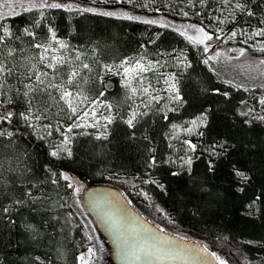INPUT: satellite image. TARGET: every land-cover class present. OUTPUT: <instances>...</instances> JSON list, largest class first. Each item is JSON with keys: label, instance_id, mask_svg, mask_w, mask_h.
<instances>
[{"label": "trees", "instance_id": "trees-1", "mask_svg": "<svg viewBox=\"0 0 264 264\" xmlns=\"http://www.w3.org/2000/svg\"><path fill=\"white\" fill-rule=\"evenodd\" d=\"M59 2L114 15L47 8L25 11V7H31L30 0H0V25L21 33L29 27L37 34L35 42L50 44L47 55L61 56L67 62L60 66L61 76L39 62L42 49L23 45L26 55L34 58L35 71L48 73L43 78L45 84L66 81L76 69L80 75L75 84L65 87L73 92L77 115L99 99L111 106L112 123L107 121L100 135L74 128L69 134L74 155L61 154V158L47 155L50 144L62 139L59 133L47 137L39 126L35 132L22 129L25 134L20 143L33 153L29 162L31 179L10 188L7 183L0 185V264H35V257L44 264H79L77 255L88 244L95 250L93 264H113L108 241L82 202V192L88 185L118 189L149 222L203 245L226 264H264V121L258 119L264 116V64L260 63L264 51L259 50L264 37L249 39L253 30L264 28L260 23L264 7L256 8L254 0H249L256 15L237 12L233 19V7H225L221 0ZM126 15L139 19L129 20ZM37 19L41 26L32 28ZM191 25L203 27L213 39L201 44L189 41L187 36H197ZM49 27L66 48L51 40ZM234 30L237 35L232 38ZM241 49L245 51L243 56ZM139 54L155 63L154 70L173 74L181 101L160 95L159 102L144 97L136 103L129 99L120 75L105 72L106 65L114 71L115 66ZM209 56L213 59L205 64ZM83 64H88L91 71L83 69ZM154 70L145 74L148 82L157 77ZM20 71L27 74V68ZM11 83L17 85L15 79ZM18 87L21 93L25 91L23 84ZM53 95L58 97L59 92L53 91ZM16 107L24 110L22 95L17 97ZM206 109L207 120L191 134L186 132V126ZM51 111L60 113L51 120L54 126L57 120L72 124L77 117H65V113H71L63 102ZM133 111L138 116L130 129L125 121ZM105 133L107 139H96ZM133 133L135 139H130ZM41 135L45 140L39 139ZM185 140L197 145L194 152L188 150ZM225 141L229 146L223 151L217 148L219 155H212L213 146ZM189 156L192 164H182V159ZM153 157L157 163L149 167ZM209 162L215 165V171H209ZM10 164L15 167L14 160H6L4 168ZM46 164L72 177L73 188H68L69 181L59 178L52 184V177L44 169ZM233 166L246 171L251 179L240 180L233 174ZM33 183L37 187L32 188ZM29 189L33 196L42 198L33 203L24 195ZM258 196L262 199L249 207ZM17 198L25 202L14 203ZM5 207L10 209L7 214L3 212Z\"/></svg>", "mask_w": 264, "mask_h": 264}, {"label": "snow or ice", "instance_id": "snow-or-ice-1", "mask_svg": "<svg viewBox=\"0 0 264 264\" xmlns=\"http://www.w3.org/2000/svg\"><path fill=\"white\" fill-rule=\"evenodd\" d=\"M117 3L121 2V0H116ZM31 7H25V11H31L33 9H64L66 11H80V12H93L96 13V9L93 8H83L80 9L78 6H74L71 3L64 4L59 2V0H39V3H35L34 0H30ZM203 3V0H201ZM221 3L224 4L225 7L232 6L233 11L230 13V16L235 18L237 12L239 13H247V16L252 17L256 15L254 8L249 7V0H221ZM255 7H264V0H254ZM99 15L111 16L114 15L112 12H99L96 13ZM187 16V13H184ZM43 11L40 12L41 19L43 18ZM126 19H139L138 17H133L130 15L125 16ZM143 23L153 24L156 21L153 20H143ZM224 20H221L220 23H224ZM261 24H264V20L260 21ZM41 26V20L37 19L34 21L32 28H39ZM193 29V31L197 34L196 37L187 36V39L193 43L201 44L205 43V41H211L213 39L212 35H209L205 32L203 27H198L196 25L189 26ZM245 34H247L246 29H242ZM48 32L51 34V40L56 44H59L60 48H66L67 45L57 40L56 33L52 27L48 28ZM181 35L186 36V32H181ZM237 35V31H232L230 37L234 38ZM253 36L264 37V28H258L251 32L249 39ZM24 37L30 38V40L25 41ZM219 39V36L216 37ZM37 41V34L35 31L30 30L29 27H25L23 32H13L9 28L0 25V185L7 183L10 187L22 185L27 181H30L31 177L29 173L32 172V166L29 163L33 160V153L29 152L26 147L22 146L20 143V138L25 134L22 129L28 128L32 129L33 132L36 131L39 126L42 128L47 137H53L54 133H59L62 137L59 143H51L50 150L47 152V155L52 158H61V154H66L67 157H72L74 155L72 145V138L69 135L74 128L82 127L81 123L74 122L72 124H61L59 120H57V125L54 126L51 122L52 119H55L60 113H53L51 109L53 107H60L61 102L67 106V109L70 111L71 115H67L65 113V117L69 120H72L73 117L77 116L78 107L75 104L73 99V92L69 91L65 84L74 85L75 78L80 75L79 71L73 69L67 76L66 81H49L45 84L44 77L48 76L47 72L44 71H35L36 64L32 63L33 57H29L26 55V50L24 48V44L27 43L29 48L42 49V54L39 56V62L48 69H52L53 72L57 76H61L60 66L65 65L67 62L61 56L51 55L50 57L47 55L51 50V45L46 44L43 41ZM244 42V41H242ZM260 51H264V46L259 48ZM208 51V46L205 47V52ZM245 54L244 49L240 50V55L243 56ZM219 56V53H217ZM77 60L80 59L79 56L76 57ZM143 59V58H142ZM213 57L209 56L208 59L204 61L205 64L208 63L209 60H212ZM260 63L264 64V60H261ZM129 65L128 61H123L121 64L115 66L117 69L123 70L124 76V86L130 91L131 96H135L137 94V88L132 86L133 79L137 78L140 73L147 72L151 70L154 65L151 63L148 65L142 64L140 61H137L134 66H126ZM83 69H88L91 71L90 66L88 64L82 65ZM22 68H27V74L20 71ZM105 72H112L114 75L118 74L113 71L112 66H105ZM23 77V79H22ZM34 78V83L33 81ZM15 79L17 81V85H13L11 81ZM174 79V78H172ZM27 80L29 83H25ZM101 82H103V78L101 77ZM166 82L169 83V90L174 93L171 96L173 101H181L182 97L179 95V92L176 88V83L170 82L166 78ZM19 84H23L25 91L22 93L18 87ZM142 87L139 89L145 96L150 95V85L143 86V82H141ZM49 89L59 92V96H54L53 91H49ZM218 92V90H216ZM23 96L25 101V108L23 111H18L16 107V99L18 96ZM100 96L104 95V92L99 93ZM129 97V99L131 98ZM6 98V99H5ZM85 100L87 97L84 98ZM155 100L159 102L158 96H150V101ZM264 103V101H261ZM95 103V102H94ZM111 107V106H106ZM172 109H169L171 111ZM63 108H60V112H63ZM207 112L208 110H204L196 120L191 121L193 127L187 129L189 134L192 133L193 128L198 125V123L205 122L207 120ZM90 115L89 112H84L83 117L80 119L83 120ZM91 115H95L91 113ZM146 115V113H144ZM245 115H247L245 113ZM138 113L133 111L130 117L125 121L127 126L131 129L135 127V121L137 119ZM64 117H61L63 119ZM168 119L167 116L164 117ZM108 123L111 124L112 120L110 118H106ZM261 121H264V116L258 117ZM43 121H48L47 123H43ZM98 123V122H97ZM244 123H248L247 120ZM7 125V127H5ZM202 134V133H201ZM107 139V134H102V136H97L96 139ZM40 140H45V136L41 135L39 137ZM130 139H135V133H133ZM145 139H147L145 137ZM184 144L187 145L188 150L195 151L197 145L193 144L190 140H185ZM228 143L225 141L223 143L214 145L211 151V154L214 156H218L219 153L216 149H220L221 151L225 150L228 147ZM235 147V145H232ZM15 161V167H12L11 164L7 169L4 168V161ZM157 161L155 157L149 163V167L156 165ZM182 164L190 166L192 164V158L189 156L186 159H182ZM234 167L233 174L238 177L242 181H249L251 178L247 174L246 171H242L239 168ZM44 169L47 173L52 177V184H57L58 179H62L64 181H69L68 188H73V184L71 183L72 177H70L65 172H56L50 167L48 164L44 166ZM209 171H215V165L212 162L208 164ZM5 172H8L9 175L5 176ZM171 175L177 176L178 172H172ZM32 188L37 187L35 183L31 185ZM163 187V185H160ZM243 188H239V191H243ZM75 191H79V189H75ZM25 196L31 198L34 203L36 200L41 199V196H33L31 190L29 189L24 193ZM262 197H256L249 207H252L256 204L257 201L261 200ZM16 204L24 203L25 201L17 198L13 201ZM10 209L5 207L3 208V212L5 214L9 213ZM14 223V221H13ZM31 228L32 226H27ZM91 239V238H89ZM201 252L208 253V249L205 247L203 249L193 248L191 250L185 251L183 254L194 258L197 261V264H208L207 256L201 255ZM133 255H135L133 253ZM148 255H152V253H148ZM211 257L217 262V264H226V261L222 259L215 252L210 253ZM95 258V250L93 247H88L87 251L81 253L77 260L79 264H91V261ZM138 259L139 256H136ZM35 264H44V261L41 260L40 257H35Z\"/></svg>", "mask_w": 264, "mask_h": 264}, {"label": "water", "instance_id": "water-1", "mask_svg": "<svg viewBox=\"0 0 264 264\" xmlns=\"http://www.w3.org/2000/svg\"><path fill=\"white\" fill-rule=\"evenodd\" d=\"M82 202L108 241L113 264H197L194 258L183 253L205 248L149 222L116 188L88 185L82 192ZM210 253L208 250L201 255L207 256L208 264H217Z\"/></svg>", "mask_w": 264, "mask_h": 264}, {"label": "rangeland", "instance_id": "rangeland-1", "mask_svg": "<svg viewBox=\"0 0 264 264\" xmlns=\"http://www.w3.org/2000/svg\"><path fill=\"white\" fill-rule=\"evenodd\" d=\"M125 61L129 62V65H126V66H134L137 61H140L142 64H145V65H148L151 63L155 67V63L149 59H146L142 54L130 57V58L126 59ZM154 67L149 71H153ZM149 71H147V72H149ZM154 71L156 73L155 75L157 76V77H155L154 81L148 82L145 79L144 76L147 72L140 73L137 78L133 79L132 86L137 88V90H138L137 94L135 96H131L130 91L126 88L128 90V95L131 96V99L133 101H135L136 103L138 101H142L139 99H144V97L150 98V96L162 95L163 97H170L171 98V96L174 95V93H172L169 90V83L166 82V78H167L170 82L175 83V78H174L173 74L165 73V72H161V71L159 72L156 70H154ZM114 72H117L118 75H120L122 83L124 85L123 70L117 69V70H114ZM172 78H174V79H172ZM141 82H143V86H149V85L151 86L149 96H145L142 92L139 91V89L142 87ZM106 106H109V105L101 102L99 99L93 100L75 118L74 122H78V123H81L82 125H84L82 127H77V128H81L84 131H88V132L100 135L102 133L103 127L105 126V124L108 121L106 118H110V116H111V109H110V107H106ZM84 112H89L90 115L87 118L81 120L80 118L83 117ZM91 113H94L95 115L93 116V115H91ZM194 120H196V119H194ZM198 125H199V123H198ZM198 125L193 128V131H195L197 129ZM190 127H193L191 122L189 125L186 126V128L184 130L187 132V129ZM88 247H92L91 244H88L81 252H79L77 257L81 253L86 252ZM93 261H94V259L91 261V264H93Z\"/></svg>", "mask_w": 264, "mask_h": 264}]
</instances>
